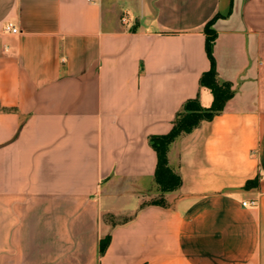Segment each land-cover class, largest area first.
Returning <instances> with one entry per match:
<instances>
[{"label": "crops", "instance_id": "1", "mask_svg": "<svg viewBox=\"0 0 264 264\" xmlns=\"http://www.w3.org/2000/svg\"><path fill=\"white\" fill-rule=\"evenodd\" d=\"M104 2L0 0V264H264V0ZM214 18L234 97L171 143L153 205L150 138L213 103Z\"/></svg>", "mask_w": 264, "mask_h": 264}, {"label": "trees", "instance_id": "2", "mask_svg": "<svg viewBox=\"0 0 264 264\" xmlns=\"http://www.w3.org/2000/svg\"><path fill=\"white\" fill-rule=\"evenodd\" d=\"M216 18L210 21L206 28V53L211 63V68L200 78V86L208 88L213 95V103L210 108L201 107L198 99L188 100L182 110L176 114L173 127L167 135L152 136L150 145L157 154V166L155 171V181L162 193L160 199L154 200L153 205L165 206L163 195L174 192L182 186V178L174 172L169 165L168 151L171 143L179 136L188 134L198 128L203 121H212L217 115L222 113L227 102L234 97V91L230 83L220 84L217 81L216 62L213 56V44L216 40V32L212 29ZM249 186V183L248 185ZM110 243V237L102 241L100 254L106 252Z\"/></svg>", "mask_w": 264, "mask_h": 264}, {"label": "built area", "instance_id": "3", "mask_svg": "<svg viewBox=\"0 0 264 264\" xmlns=\"http://www.w3.org/2000/svg\"><path fill=\"white\" fill-rule=\"evenodd\" d=\"M6 31L13 34L19 33V30L15 26H13V24H8V26L6 27ZM244 205L246 206V203H244ZM252 205H255V203L253 202Z\"/></svg>", "mask_w": 264, "mask_h": 264}, {"label": "rangeland", "instance_id": "4", "mask_svg": "<svg viewBox=\"0 0 264 264\" xmlns=\"http://www.w3.org/2000/svg\"><path fill=\"white\" fill-rule=\"evenodd\" d=\"M104 3H105V11H106L105 13H106V14H108V12H107V7H106V6L108 5V3H109V0H105V2H104Z\"/></svg>", "mask_w": 264, "mask_h": 264}]
</instances>
